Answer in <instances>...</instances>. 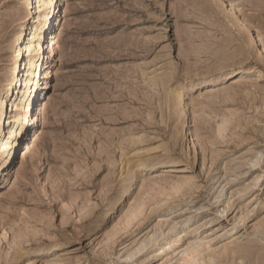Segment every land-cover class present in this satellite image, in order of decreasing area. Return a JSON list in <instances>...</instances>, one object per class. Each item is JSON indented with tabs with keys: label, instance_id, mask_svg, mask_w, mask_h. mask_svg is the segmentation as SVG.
I'll use <instances>...</instances> for the list:
<instances>
[{
	"label": "rangeland",
	"instance_id": "374dc122",
	"mask_svg": "<svg viewBox=\"0 0 264 264\" xmlns=\"http://www.w3.org/2000/svg\"><path fill=\"white\" fill-rule=\"evenodd\" d=\"M60 5L37 144L18 175L0 153V264H264V0ZM25 7L0 0L1 96Z\"/></svg>",
	"mask_w": 264,
	"mask_h": 264
},
{
	"label": "bare ground",
	"instance_id": "6f19581e",
	"mask_svg": "<svg viewBox=\"0 0 264 264\" xmlns=\"http://www.w3.org/2000/svg\"><path fill=\"white\" fill-rule=\"evenodd\" d=\"M60 2L61 0H24L26 11L24 16L20 18V30L16 32L13 48L16 61L9 72L8 87L5 93L2 96L0 95V153L4 155V159H7L12 165L14 164L12 170H9L8 173H1L5 177L13 172L17 175L20 173V161H15L16 157L18 156L20 159L26 157L39 139L37 131L33 130L32 134L28 132L30 134L28 138L25 137L24 132L27 130L28 125L35 126L36 119H38L36 114L42 115L46 110L44 100H40V103L36 105L35 99L40 92L38 91L39 87L44 83V87H47L48 83L45 79L52 75L46 54H53L58 44V36L54 25L60 18L58 15ZM31 20L34 24L31 23L28 28L30 33L28 38H25L26 23L31 22ZM227 74L234 76L238 72L234 70ZM18 86L20 87L18 88ZM201 87H203V83L182 87L176 93L175 99L179 104L186 106L189 93ZM9 97L11 109L15 111L8 117L7 111L5 112V105L8 104L7 99ZM35 107L36 110L38 109V113L33 112ZM6 121L9 123L8 131H5ZM185 128L188 130V124L185 125ZM19 147L18 154H15V150ZM177 240H172V247L178 244ZM189 262L200 264L196 259V254H192L183 264H189Z\"/></svg>",
	"mask_w": 264,
	"mask_h": 264
}]
</instances>
